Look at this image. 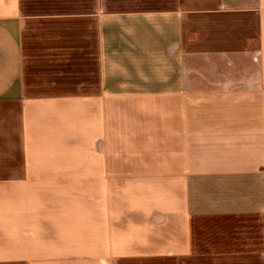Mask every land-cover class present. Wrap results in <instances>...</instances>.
Here are the masks:
<instances>
[{
  "label": "crops",
  "instance_id": "0c3cea01",
  "mask_svg": "<svg viewBox=\"0 0 264 264\" xmlns=\"http://www.w3.org/2000/svg\"><path fill=\"white\" fill-rule=\"evenodd\" d=\"M0 264H264V0H0Z\"/></svg>",
  "mask_w": 264,
  "mask_h": 264
}]
</instances>
